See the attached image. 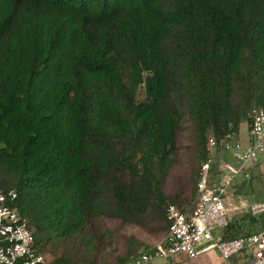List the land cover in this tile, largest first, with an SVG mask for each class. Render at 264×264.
Here are the masks:
<instances>
[{"label": "trees", "instance_id": "1", "mask_svg": "<svg viewBox=\"0 0 264 264\" xmlns=\"http://www.w3.org/2000/svg\"><path fill=\"white\" fill-rule=\"evenodd\" d=\"M254 109L264 0H0V191L50 264L150 251L129 230L165 237L170 204L191 213L208 138L252 143ZM256 225L246 212L218 234Z\"/></svg>", "mask_w": 264, "mask_h": 264}, {"label": "built area", "instance_id": "2", "mask_svg": "<svg viewBox=\"0 0 264 264\" xmlns=\"http://www.w3.org/2000/svg\"><path fill=\"white\" fill-rule=\"evenodd\" d=\"M251 133L253 142L246 146L233 134H226L220 142L214 137L208 138L206 159L201 164L196 185L198 199L195 207L191 213L184 214L170 204L166 210L169 228L163 241L124 264H150L155 258L167 260L179 253L191 259L213 249L226 261L237 256L240 260L237 264H264V189L261 199L246 207L252 216L261 218L262 229L230 240H222L217 231L225 228L231 220L226 197L235 177L241 172L247 177L245 164L255 162L258 152L264 154V110H253ZM219 150L231 152L239 165L236 168L222 165L226 172L211 187L210 167ZM16 198L14 190L0 191V264H50L47 254L36 248L33 230L20 214ZM177 263V260L173 262Z\"/></svg>", "mask_w": 264, "mask_h": 264}, {"label": "crops", "instance_id": "3", "mask_svg": "<svg viewBox=\"0 0 264 264\" xmlns=\"http://www.w3.org/2000/svg\"><path fill=\"white\" fill-rule=\"evenodd\" d=\"M235 137L240 140L242 145L246 146L250 143V135L247 130H240L239 134L235 135ZM221 151V150H219ZM218 151V158H222V163L219 164V166H222L224 164H228L232 167H238L239 163L238 161L233 157L231 152L227 151H221V153ZM222 164V165H221ZM245 170L248 172V176L245 177L244 173H239L231 185L229 189V193L226 197V202L229 200L230 197L235 198L236 201L245 202V207L255 201H259L262 197V191L264 189V154L261 152H258L257 154V160L255 162H247L245 164ZM246 209L240 214L234 216L235 219L239 220L238 217L240 215H243L246 213ZM232 219L233 216H230ZM257 225L255 226V230L258 231ZM255 231V232H256ZM212 252V250L202 252L198 254L194 258H189L190 260L194 261V264H200L206 262L209 258H216L214 260L223 261L225 264H230L228 261L223 260L221 257L217 255L207 256L208 253ZM183 254V253H182ZM218 254V252H217ZM185 255V254H183ZM186 256V255H185ZM203 256H206L204 259ZM187 257V256H186ZM188 258V257H187ZM205 260V261H204ZM212 260V259H211ZM212 260V261H214Z\"/></svg>", "mask_w": 264, "mask_h": 264}, {"label": "rangeland", "instance_id": "4", "mask_svg": "<svg viewBox=\"0 0 264 264\" xmlns=\"http://www.w3.org/2000/svg\"><path fill=\"white\" fill-rule=\"evenodd\" d=\"M221 153V151H219ZM185 153V152H184ZM186 154H184V157L186 159ZM184 157H183V153L180 154V163L175 167V169H173V171H178V170H181L183 169V163H184ZM220 161V163H222L223 159L222 158H218L214 161ZM213 162V163H214ZM219 170V169H218ZM224 172H226V169H224ZM246 203L243 201H236L235 198L233 197H230L229 200H227L226 202V208H227V212L230 216H236L238 214H240V212L244 211L246 209L245 207ZM241 216V215H240ZM244 217V215H243ZM241 217L240 220L243 218ZM220 229H218L217 231L219 232ZM129 233H133L135 234L137 237H139L145 244L147 245H150V246H155L157 245L158 243H161L164 239L163 235H160V234H148L144 231H142L140 228H132L129 230ZM118 250L121 252L123 250V243L121 241H119L118 243ZM47 254L49 260L51 261L52 260V256L47 253V252H44ZM212 255H217L219 256V254H217V250L213 249L212 252L208 253L207 256H211ZM206 256H203L204 259ZM220 257V256H219ZM217 258V257H216ZM215 257L214 258H209L206 262L204 263H200V264H225L223 261H219V260H214L216 259ZM214 261H212V260ZM177 260V264H194V261L193 260H190L189 258H187L185 255H183L182 253H179V254H175L173 255V257H171L170 259H162V258H155L153 259L150 264H173L174 261ZM205 261V260H204ZM240 260L236 257V256H233L231 257L228 262L230 264H237Z\"/></svg>", "mask_w": 264, "mask_h": 264}, {"label": "water", "instance_id": "5", "mask_svg": "<svg viewBox=\"0 0 264 264\" xmlns=\"http://www.w3.org/2000/svg\"><path fill=\"white\" fill-rule=\"evenodd\" d=\"M244 215V214H243ZM243 215L239 216L238 219H240L241 217H243Z\"/></svg>", "mask_w": 264, "mask_h": 264}]
</instances>
